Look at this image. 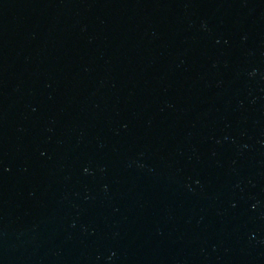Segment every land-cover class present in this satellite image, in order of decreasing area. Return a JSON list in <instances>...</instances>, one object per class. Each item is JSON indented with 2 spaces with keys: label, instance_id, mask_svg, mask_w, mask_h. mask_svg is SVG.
Returning <instances> with one entry per match:
<instances>
[{
  "label": "water",
  "instance_id": "95a60500",
  "mask_svg": "<svg viewBox=\"0 0 264 264\" xmlns=\"http://www.w3.org/2000/svg\"><path fill=\"white\" fill-rule=\"evenodd\" d=\"M0 264H264V0H0Z\"/></svg>",
  "mask_w": 264,
  "mask_h": 264
}]
</instances>
